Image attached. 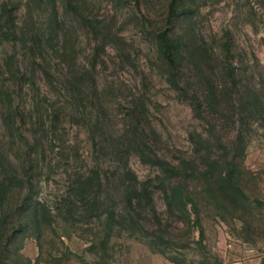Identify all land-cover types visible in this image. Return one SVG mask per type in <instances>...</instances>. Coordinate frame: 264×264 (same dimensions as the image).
<instances>
[{"label":"rangeland","instance_id":"1","mask_svg":"<svg viewBox=\"0 0 264 264\" xmlns=\"http://www.w3.org/2000/svg\"><path fill=\"white\" fill-rule=\"evenodd\" d=\"M170 2L0 0V161L8 168L23 155L18 148L25 142L13 141L5 116L18 106L15 122L32 144L25 148L35 159L38 197L51 218L39 238L33 230L22 235L20 251L31 261L264 264V0H181L175 13L182 5L187 12L175 18ZM169 26L184 41L214 45L218 53L228 40L242 81L259 88L262 111L244 125L242 155L249 195L261 203H254L257 234L202 198L189 222L172 216L159 165L129 146L126 108L143 101L150 153L176 163L198 147L215 150L186 98L204 85L192 55L180 53L170 81L173 68L159 50V33ZM63 44L71 47L68 58L61 55ZM40 52L44 58L33 60ZM225 119L218 121L232 122ZM108 210L113 218L105 239Z\"/></svg>","mask_w":264,"mask_h":264},{"label":"trees","instance_id":"2","mask_svg":"<svg viewBox=\"0 0 264 264\" xmlns=\"http://www.w3.org/2000/svg\"><path fill=\"white\" fill-rule=\"evenodd\" d=\"M178 2L181 0H172L169 3L172 18L187 12L186 6L182 5L181 10L178 9L179 11L175 13ZM173 30L174 28L169 26L159 33L160 53L173 68L171 82H174L173 79L180 68V63L177 62L180 53L186 52L184 58L193 56L191 65L199 80L200 77L203 79L200 83L204 85L196 87L192 92L187 91L186 98L194 116L203 120L205 132L214 143L215 150L212 152L207 146L198 147L192 158L181 159L176 163L164 156L150 153L153 149L144 137L147 108L144 107L143 101L141 107L136 101H131L132 104L126 108L124 132L129 146L133 147L140 159L148 152L153 156L149 159L159 165L166 178L163 186L166 207L172 216H177L185 223L189 222L191 207L195 209L196 198H202L220 212L241 218L246 231L252 236L260 229V223L256 224L253 221L254 203L256 206L261 203L258 199H251L248 192L249 171L242 163L245 142L243 129L244 125L250 124V118L262 111L259 88L242 81L239 67L233 64L231 43L228 40L221 42L219 46L221 53H218L216 46L184 41L183 36L174 33ZM47 38L56 39V32L53 35L48 34ZM55 43L58 48L57 41ZM70 53L71 47L63 44L61 55L68 58ZM40 54L41 52L38 56H33V60L44 58L43 54ZM214 55H217V58ZM66 81L68 83V79ZM70 82L71 80L69 84ZM17 110L18 106L15 110L8 109L6 112L8 123H13L11 127L4 116L6 125L12 131L10 137H13V141L25 142L23 143L25 145L22 144L21 148H18L23 154L19 162L16 161L6 168L8 161H0V264H38V259L31 261L20 251L22 235L33 230L39 238L45 224L50 223V210L38 197L33 176L36 162L30 151L25 148V146L31 148L32 144L21 135L19 123L15 122ZM226 117L232 121L228 125L226 122L221 124L218 121L219 118L226 120ZM225 127L232 128V132ZM18 135L19 138L16 137ZM174 211H178L179 214ZM107 212L102 224L104 229L102 236L105 239L110 233L113 218V212L109 210Z\"/></svg>","mask_w":264,"mask_h":264}]
</instances>
